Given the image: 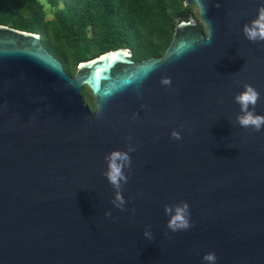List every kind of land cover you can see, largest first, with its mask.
I'll use <instances>...</instances> for the list:
<instances>
[{"label": "water", "instance_id": "obj_1", "mask_svg": "<svg viewBox=\"0 0 264 264\" xmlns=\"http://www.w3.org/2000/svg\"><path fill=\"white\" fill-rule=\"evenodd\" d=\"M262 3L184 0L207 33L176 17L163 56L111 50L75 76L40 35L0 25V264H264V128L239 127L233 99L253 86L264 115V44L242 34ZM128 143L121 211L102 173ZM181 201L193 226L173 233L164 206Z\"/></svg>", "mask_w": 264, "mask_h": 264}, {"label": "trees", "instance_id": "obj_2", "mask_svg": "<svg viewBox=\"0 0 264 264\" xmlns=\"http://www.w3.org/2000/svg\"><path fill=\"white\" fill-rule=\"evenodd\" d=\"M193 15L184 0H0V25L40 35L43 46L75 76L81 62L128 48L135 61L158 58L169 47L176 17ZM82 94L96 110L92 91Z\"/></svg>", "mask_w": 264, "mask_h": 264}, {"label": "clouds", "instance_id": "obj_3", "mask_svg": "<svg viewBox=\"0 0 264 264\" xmlns=\"http://www.w3.org/2000/svg\"><path fill=\"white\" fill-rule=\"evenodd\" d=\"M215 7L219 8L220 4L216 3ZM206 6L204 11H206ZM242 34L244 38L256 44H264V3L257 9L256 18L246 23L242 27ZM209 38L207 41H210ZM191 46L189 47V49ZM187 49V50H189ZM161 85L171 88V78L162 77ZM234 84L241 86L240 81H234ZM243 91L234 96V102L239 105L240 112L235 118V123L245 129L251 128L255 132L261 131L264 128V115L255 114V107L260 101V93L251 85L242 84ZM111 93L108 94L110 96ZM105 97V99L108 98ZM135 115V114H134ZM171 138L180 140L182 137L179 132L172 131ZM128 141L132 140L131 135L126 138ZM136 151L133 144L126 145V151L113 150L104 157L106 170L102 175L107 179L109 184L114 189L115 195L111 203L113 206L121 211L125 210L126 201L122 195V188L124 184L128 183L130 178V169L132 160L130 153ZM126 170H129L126 174ZM164 213L169 217L166 228L171 232H179L188 230L193 225L190 223V210L187 202L181 201L173 205H165ZM111 212H106V217H111ZM167 234V233H166ZM143 236L152 241L154 239L152 233L148 230L144 231ZM217 257L215 253H207L202 257L203 264H216Z\"/></svg>", "mask_w": 264, "mask_h": 264}, {"label": "rangeland", "instance_id": "obj_4", "mask_svg": "<svg viewBox=\"0 0 264 264\" xmlns=\"http://www.w3.org/2000/svg\"><path fill=\"white\" fill-rule=\"evenodd\" d=\"M194 12L197 13V8L194 7ZM85 100V99H84ZM86 102V101H85ZM87 103V102H86ZM88 104V103H87ZM89 105V104H88ZM90 107V106H89ZM94 111V110H93Z\"/></svg>", "mask_w": 264, "mask_h": 264}]
</instances>
